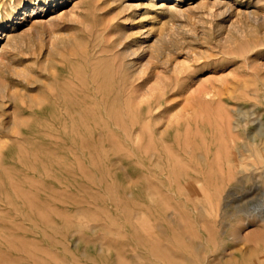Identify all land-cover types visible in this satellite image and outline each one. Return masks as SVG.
<instances>
[{"label":"rangeland","instance_id":"obj_1","mask_svg":"<svg viewBox=\"0 0 264 264\" xmlns=\"http://www.w3.org/2000/svg\"><path fill=\"white\" fill-rule=\"evenodd\" d=\"M222 2L0 0V264H264V0Z\"/></svg>","mask_w":264,"mask_h":264},{"label":"bare ground","instance_id":"obj_2","mask_svg":"<svg viewBox=\"0 0 264 264\" xmlns=\"http://www.w3.org/2000/svg\"><path fill=\"white\" fill-rule=\"evenodd\" d=\"M178 0H172V1H169V2H165V0H159V2H160V6L161 7H163V8H165L166 10H168V11H170V12H172V16H174L175 14H177V15H180V14H185L186 13V11H189V10H187V9H189V8H185L186 9V11L184 12L181 8H179V7H177L178 5H177V2ZM221 1V3H223L222 2V0H220ZM150 2V1H149ZM215 3V2H214ZM220 3V2H219ZM150 4H152V5H156L157 4V2L156 1H153L152 3H150ZM201 4V3H200ZM137 5V4H136ZM136 5H133V6H136ZM158 5V4H157ZM192 5V4H191ZM199 5V4H198ZM203 5V3L201 4V6ZM221 5H222V7H221ZM140 6V5H139ZM138 6V7H139ZM197 6V5H196ZM200 6V7H201ZM151 7H153V6H151ZM220 7L221 8H223V10H222V12L225 14V13H227V12H229V13H232L233 11H234V9L236 10V12H235V14H237L236 16L238 17V16H240V17H245V18H247L249 21L251 20V21H259V19H260V17L261 16H259V14H257V11H254L253 9L252 10H249V11H237V9L236 8H234L233 9V6L230 4V3H224V4H220ZM158 8V7H157ZM191 8H193V6L191 7ZM195 8V7H194ZM184 9V10H185ZM164 10V9H163ZM190 10H192V9H190ZM256 10V9H255ZM221 12V13H222ZM25 13V12H24ZM26 13H27V11H26ZM179 13V14H178ZM222 13V14H223ZM170 14V13H169ZM177 15H175V16H177ZM0 16H1V14H0ZM169 16H171V15H169ZM174 16V17H175ZM182 16V15H181ZM181 16H179V17H181ZM52 17V16H51ZM57 17V16H56ZM239 17V18H240ZM55 18V17H54ZM59 18V17H58ZM183 18V17H182ZM172 19H173V17H172ZM262 19V18H261ZM51 21H52V19H50ZM58 20V19H57ZM240 20V19H239ZM21 21V20H20ZM35 21V20H34ZM36 21H37V19H36ZM54 19H53V23H54ZM247 21V20H246ZM56 22V21H55ZM18 23V22H17ZM17 23L15 22V23H10L9 24V26L7 27V28H9V31L8 32H4L3 33V35L2 36H5L6 37V40L5 41H9L11 38H12V35L14 36V34H10V32L13 30V29H15L14 27L17 25ZM50 23V22H49ZM234 25H235V23H234ZM232 26H233V24H232ZM5 31V30H4ZM145 34V33H144ZM149 34V33H148ZM150 35V34H149ZM1 38V37H0ZM13 40V39H12ZM11 41V40H10ZM147 41H148V39H147ZM153 41H156V39H154ZM6 42V43H7ZM9 43V42H8ZM152 43V42H151ZM154 43V42H153ZM5 44V43H4ZM150 44V43H149ZM155 44H153V46H154ZM4 46V45H3ZM151 44L150 45H148L147 47L150 49L151 47H153ZM7 47V46H6ZM5 47V48H6ZM143 47V46H142ZM146 47V46H145ZM146 47V48H147ZM154 48V47H153ZM1 49V51H3L2 49L3 48H0ZM148 49V50H149ZM142 50H144V49H142ZM132 51V50H131ZM134 51V50H133ZM132 51V52H133ZM132 52H130V53H132ZM135 52H137V51H135ZM147 52V51H146ZM134 53V52H133ZM129 54V53H128ZM139 54V53H138ZM140 54H142V53H140ZM141 57H143V56H141ZM136 59V58H135ZM127 61V60H126ZM141 61V60H140ZM125 62V61H124ZM127 63V62H126ZM126 66V65H125ZM128 66V65H127ZM132 66V65H131ZM135 66V65H134ZM133 66V67H134ZM152 68V67H151ZM152 69H154V68H152ZM128 70V69H127ZM131 70H132V68H131ZM149 70V69H148ZM117 72V71H116ZM139 72H141V70L140 69H138V68H136V69H134L133 70V73L130 75V77H129V81H130V83H131V85H134V86H136V85H139L140 83H141V80H143V81H145V78H143V77H141L138 73ZM130 73V72H129ZM153 74V73H152ZM157 72L153 75V76H156L157 77ZM160 77V76H159ZM151 78H153V77H151ZM155 78V77H154ZM120 81V80H119ZM122 81V80H121ZM124 81L125 80H123V83H124ZM158 81V80H157ZM91 82H95L96 83V81H95V79L94 78H91ZM121 83V82H120ZM162 83V82H161ZM166 84H168V83H166ZM83 85V84H82ZM112 85V84H111ZM85 85H83V87H84ZM213 87H214V85H213V83H209L206 87H204V89H202L201 91H203V95H204V98L206 99V102L207 103H210V102H212L213 101V96H214V93H213ZM120 88H121V86H120ZM157 89V87L156 88H154L152 91H150V95L152 96V95H154V93H156V90ZM148 90V89H147ZM79 91V93H80V95H81V98H82V101L84 102V103H86L89 99H92V98H96V99H102V98H105V96H104V94H102L101 93V91L99 90V89H95V90H92L88 85H87V87L86 88H84V89H79L78 90ZM149 91V90H148ZM161 94L163 93L162 91L160 92ZM148 94V93H147ZM159 94V93H158ZM124 96V94L122 93V92H119V93H117V94H115L114 95V97H118V99H120V98H122ZM152 97H154V96H152ZM64 110V109H63ZM69 115L70 116H73V114L75 113L73 110H69ZM176 113H174V114H172L171 113V115H170V117H169V119H167L166 121L168 122V127L167 128H169V127H173V126H177L178 124H180V122H181V120L183 119V117H184V115H178V114H176ZM158 115V114H157ZM166 119V118H165ZM125 123V122H124ZM60 127H59V125H57V124H54V125H52V130L54 131V132H56L58 129H59ZM144 131V130H143ZM139 132V131H138ZM167 132V129L165 130V131H161L160 132V135L157 133V135H156V138H157V140H159L160 142H162V143H166L164 140H165V138H164V134ZM223 133V132H222ZM133 134V133H132ZM181 134V133H180ZM138 135V134H137ZM136 141H138V140H136ZM127 142V141H126ZM139 143V142H138ZM107 147H108V145H107ZM105 148H106V146H105ZM156 149V148H155ZM240 150V149H239ZM192 151V150H191ZM233 151V150H232ZM230 152V153H228V154H226L227 156L226 157H228V155H231V158H232V160L235 162V165L238 167V169H237V173L239 174V175H242V178L243 177H249L251 174V172L252 171H254L253 169L254 168H256V167H248L247 169L245 168V167H242L243 165L245 166H248V165H250V163L249 162H245L244 160L247 158L246 157V155H245V153L243 154V156L241 157V159H240V157H239V155H236L235 153L236 152ZM244 151V150H243ZM242 151V152H243ZM247 153V152H246ZM264 153V152H263ZM251 154V153H250ZM261 154V153H260ZM173 157V156H172ZM262 157H264L263 155H262ZM231 158H228V159H231ZM260 158V157H259ZM161 159V158H160ZM178 160V159H177ZM241 160L244 162V164L242 165L241 164ZM257 161V160H256ZM261 161H263V160H261ZM258 162V161H257ZM254 166V165H253ZM247 171V172H246ZM241 178H238V181L240 180ZM255 185V184H254ZM253 185V186H254ZM258 187V186H257ZM262 200H261V202L257 205V207L255 208V212H256V214L261 218V220H263L264 221V190H263V193H262ZM229 199V198H228ZM227 204V203H226ZM226 204H224V205H226ZM255 215V214H254ZM257 220V219H256ZM255 220V221H256ZM263 225V224H262ZM223 234H224V231H222L221 233H220V236L219 237H221V236H223ZM228 239L229 238H232L231 237V235H229L228 237H227ZM228 239H225V240H228ZM221 243H222V241H221ZM196 245V244H195ZM204 250V249H203ZM214 250V249H213ZM235 250V249H234ZM237 250V249H236ZM239 250V249H238ZM210 252H212V251H210ZM218 252V251H217ZM224 256V255H223ZM213 258V257H212ZM214 259V258H213ZM214 262V261H213Z\"/></svg>","mask_w":264,"mask_h":264}]
</instances>
